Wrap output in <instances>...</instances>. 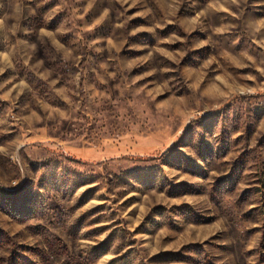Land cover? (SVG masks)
Returning a JSON list of instances; mask_svg holds the SVG:
<instances>
[{"label": "rangeland", "instance_id": "obj_1", "mask_svg": "<svg viewBox=\"0 0 264 264\" xmlns=\"http://www.w3.org/2000/svg\"><path fill=\"white\" fill-rule=\"evenodd\" d=\"M0 264H264V0H0Z\"/></svg>", "mask_w": 264, "mask_h": 264}]
</instances>
